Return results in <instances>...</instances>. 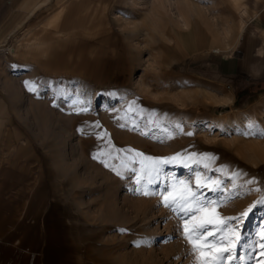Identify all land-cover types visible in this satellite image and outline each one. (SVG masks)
I'll return each mask as SVG.
<instances>
[{"label": "rangeland", "instance_id": "rangeland-1", "mask_svg": "<svg viewBox=\"0 0 264 264\" xmlns=\"http://www.w3.org/2000/svg\"><path fill=\"white\" fill-rule=\"evenodd\" d=\"M190 1L200 9L193 14L202 11L216 27L209 46L199 48L182 22L180 0H117L107 84L46 74L13 56L23 22L0 35V164L46 186L53 226L59 220L67 234L50 264H200L183 225L206 217L217 238L233 239L213 248L234 249L236 259L221 264H264V82L225 75L214 60L238 40L246 15L232 0ZM173 156L179 162L163 164L155 182L142 178L140 162L151 163L144 157ZM179 180L205 205L191 219L163 201L183 189ZM249 208L236 242L230 218ZM244 241L254 247L241 248Z\"/></svg>", "mask_w": 264, "mask_h": 264}, {"label": "crops", "instance_id": "crops-1", "mask_svg": "<svg viewBox=\"0 0 264 264\" xmlns=\"http://www.w3.org/2000/svg\"><path fill=\"white\" fill-rule=\"evenodd\" d=\"M116 1L0 0V35L13 24L18 30L23 22L25 34L16 43L15 55L20 61L46 74L107 84L115 73L110 22ZM232 1L241 14L245 13V21L238 40L226 45L228 52L215 55L214 60L225 75L264 82V0ZM160 5L166 8L168 3ZM194 10H200L194 1L180 0L179 16L183 23L189 22L199 38V48H203L211 45L205 40L207 16L202 11L194 15ZM171 20L180 24L179 19ZM182 29H178L181 34ZM45 188L38 177L9 163L0 164V264L59 260L49 256L60 255L67 234L59 220L53 226L55 209Z\"/></svg>", "mask_w": 264, "mask_h": 264}, {"label": "snow or ice", "instance_id": "snow-or-ice-1", "mask_svg": "<svg viewBox=\"0 0 264 264\" xmlns=\"http://www.w3.org/2000/svg\"><path fill=\"white\" fill-rule=\"evenodd\" d=\"M25 86L31 92L38 91V86L36 85L35 82L26 81ZM79 111H84V109H80ZM246 135H251V133H246ZM142 155H143L142 153H136V156L138 157ZM94 158H98V157H94ZM144 160L150 161L151 163L145 165L143 162H140V168L144 173L142 178L147 180L148 183H152L159 178L161 174V166L163 164L179 162V156H173L165 159H159V158L153 159L151 157H144ZM135 162L136 161L134 160L130 161V163H135ZM105 166L108 165L106 164ZM113 170L115 171L116 169L113 168ZM131 171L137 174L138 178L136 180V183L140 184L142 178L140 177V174L137 172V169L133 167ZM117 175H121V173L117 172ZM196 178H197V188H199L200 187L199 174H196ZM175 183L183 185L184 186L183 189L180 191H176L174 188L171 193L165 195L163 197L164 204L172 210H178L180 212H183L186 216L189 217V219H191L193 216L197 215L202 210V208L205 206L204 202L199 196H197L196 192L193 191V189L188 185L186 181L179 180V181H175ZM212 183L219 184V181H213ZM141 194L149 195L150 193L142 192ZM259 203L264 204V200L259 201ZM251 211L252 208H249L247 211L242 213L241 216L230 218V220L236 222V227H231V225L229 224V228L233 232L234 240L236 242H240L242 240V237L239 234V229L241 226L240 221L244 217H247L249 215V212ZM214 223H216V221L206 217L200 220L198 223H195L191 229L189 228L188 221H185L183 225V230L186 234V238L191 242L193 251L199 252L203 257L200 260V264H221V261L236 259L234 255V249L231 247H222L213 254V248H215L217 244H222L224 243L225 240H227V243L229 244L233 243V239H228L227 237L217 238L215 236L212 229L208 227L209 225ZM218 230L223 232L224 228L218 227ZM205 237H211V239H205ZM200 241H203V243H200ZM240 247L251 249L254 247V245L252 243L244 241L243 243L240 244ZM224 253H228L229 255L226 257ZM261 254L264 255V252H262ZM240 259L243 260V257H240Z\"/></svg>", "mask_w": 264, "mask_h": 264}, {"label": "bare ground", "instance_id": "bare-ground-1", "mask_svg": "<svg viewBox=\"0 0 264 264\" xmlns=\"http://www.w3.org/2000/svg\"><path fill=\"white\" fill-rule=\"evenodd\" d=\"M221 8V7H220ZM183 13V12H182ZM202 16V15H201ZM206 17V16H205ZM185 21H187V19H185ZM197 21V20H196ZM205 22H204V25L206 26V28H207V37L205 38V40L207 41V42H209V43H213V41H214V39H215V37H216V31L214 30L216 27H214L213 25V23H211L210 21H212V20H210V19H208V17H206V19L204 20ZM188 22V21H187ZM193 22V21H192ZM198 22V21H197ZM186 23V22H185ZM189 23V22H188ZM200 23V22H199ZM196 24V23H195ZM203 25V26H204ZM214 27V28H213ZM183 30V29H182ZM57 42V41H56ZM128 44V43H127ZM9 52L13 55V56H15L16 55V52H17V47L16 46H11L10 48H9ZM62 77V76H61ZM50 142H52V140L50 141Z\"/></svg>", "mask_w": 264, "mask_h": 264}]
</instances>
